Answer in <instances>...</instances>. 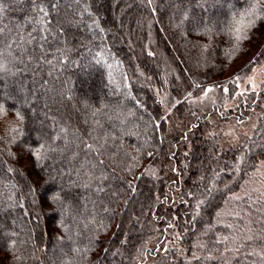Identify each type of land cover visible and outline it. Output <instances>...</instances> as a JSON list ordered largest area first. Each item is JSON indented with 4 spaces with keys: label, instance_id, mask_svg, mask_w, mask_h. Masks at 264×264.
Segmentation results:
<instances>
[{
    "label": "trees",
    "instance_id": "1",
    "mask_svg": "<svg viewBox=\"0 0 264 264\" xmlns=\"http://www.w3.org/2000/svg\"><path fill=\"white\" fill-rule=\"evenodd\" d=\"M0 3V25L21 28L25 39L39 27L27 23L35 15L30 0ZM115 3L62 0L49 7L47 31L32 34L48 36L51 63L37 66L26 56L16 75L0 79L7 110L5 125L0 118V264H264L258 220L264 202L236 198L264 160V112L240 143L215 133L222 122H247L264 101V85L237 97L229 111L217 105L198 113L185 102L220 86L244 56L247 68L264 61V18L246 19L254 23L237 40L235 22L247 0H156L154 11L141 0L147 16L155 15L156 49L174 53L180 71L169 98L170 105L179 103L168 113L155 91L157 58L145 53L141 36L136 44L144 68L133 62L118 40ZM135 4L125 12L129 24L138 14L130 12ZM61 10L81 20L71 22ZM34 49L40 55L35 41L28 45ZM81 59L93 61L88 72L81 71ZM38 142L54 150L36 163L29 150ZM53 189L62 208L49 202ZM245 211L253 215L254 234L238 239Z\"/></svg>",
    "mask_w": 264,
    "mask_h": 264
},
{
    "label": "rangeland",
    "instance_id": "2",
    "mask_svg": "<svg viewBox=\"0 0 264 264\" xmlns=\"http://www.w3.org/2000/svg\"><path fill=\"white\" fill-rule=\"evenodd\" d=\"M115 8L111 9V13L114 15V26L118 31V40L120 43L126 45L130 49V56L133 62L136 64H140L143 68L144 65L141 61V54L136 44V41L140 37L143 36L144 41V50L146 54L155 56L157 58L156 61L152 62L154 65L156 73L155 75L161 78V83L159 88L155 91L158 93V97L162 102V105L166 112H170V110L179 103L178 100L173 101V104L170 105L169 98L175 97L176 92L173 90V82L180 81L179 79V68L175 64H173L174 53H169L168 51L157 50L155 47V31H153V22L155 21V15L147 16L144 9L140 6L139 2L141 0H131L130 2H120V0H114ZM134 2L139 5V7L135 6L131 9V14L137 8L138 14L134 17L130 24L128 23V17L125 16V12L127 13L128 8H130V4H134ZM156 0H151L150 9L154 11ZM60 9V8H59ZM61 13L69 19L71 22H78L81 20V16L77 14H72L70 11H62ZM129 14V13H128ZM75 24V23H74ZM169 31V29H168ZM167 31V32H168ZM167 36L169 37L168 33ZM158 39V36H157ZM262 42V41H261ZM260 42V43H261ZM260 44L253 49L250 48L251 56H256ZM161 53L162 58L158 57V54ZM155 60V59H154ZM250 60L249 55L244 56L240 60H238L230 71L226 74L225 82L221 83L220 86L212 85L208 87L205 92L200 94H192L186 95L185 102L188 104L190 109L198 110V113L201 111H209L212 107L220 105L223 110L229 111L233 109L236 103L237 97L247 98L251 93H257L260 91L264 85V61L260 64L251 67L250 71H245L247 69L246 65ZM153 61V60H152ZM93 64L92 60H83L81 59V71L88 72L89 68ZM142 68V69H143ZM178 72V73H177ZM239 75V79L237 76ZM173 79V82H172ZM141 84V82H140ZM234 89L232 88V86ZM226 89V90H225ZM175 99V98H174ZM258 107V108H257ZM256 112L253 114H249L250 118L247 122L241 123L238 125L236 121H227L219 124V127L215 129V133L221 137H224L228 142L237 144L241 141H244L247 137L251 136L252 130L257 123V119L264 112V101L263 103H259V106H256ZM5 118L1 120V124L5 125L7 121H4ZM214 131H212L213 133ZM264 161V160H263ZM259 171L255 170L254 174H252V178L246 182L245 187L242 191L237 194L236 198L240 199L244 196L251 197L252 195L257 199V201L264 202V164H259ZM158 170L149 171V175L156 176ZM252 196V197H253ZM251 208V207H249ZM245 216H242V220L246 222H241L237 228V236L238 239H243L244 236L247 237L249 233L254 234L251 226H254L252 223V214L249 216L248 212L245 211ZM261 218L258 219L262 225V229H260L259 236H264V213L261 214ZM254 221V219H253ZM258 233V232H257ZM258 235V234H257ZM237 239V238H236Z\"/></svg>",
    "mask_w": 264,
    "mask_h": 264
},
{
    "label": "snow or ice",
    "instance_id": "3",
    "mask_svg": "<svg viewBox=\"0 0 264 264\" xmlns=\"http://www.w3.org/2000/svg\"><path fill=\"white\" fill-rule=\"evenodd\" d=\"M20 2L23 3V0H20ZM73 2L76 5L81 4V0H73ZM148 2L151 3V0H148ZM30 3L32 8L35 10V15L32 17V20L27 21V23H32L34 21L37 25H39V27H33L32 31L28 34V38L25 39L22 37L21 28L9 30L5 26L0 25V79H2L5 74L16 75V72L13 71V69L17 64L25 63L26 56H31L33 59H35L38 62L37 66L41 61L51 63V61L45 60V57L48 55V53L44 51V44L48 42V36L40 35L37 37L32 33L38 31L43 33L47 31L46 25L51 23L50 20H47V17L49 16V7L52 9H57L61 5L62 0H46V2L45 0H39V2L38 0H30ZM247 3L248 8L244 13L241 14L240 19L235 22L234 30L237 40L241 39V29L244 27L250 28L252 23H254V20H252L251 22L245 24L246 19L253 17L256 19L264 18V15H262V11H264V0H247ZM4 11V5L0 3V20L3 18ZM83 11L89 16H92V13L89 11L87 6L84 7ZM93 23L97 28H99V23L97 21L94 20ZM91 26L92 25H89V27ZM100 30L103 31V29ZM13 32L16 34L13 35ZM61 35H63V32H61ZM34 41L36 42L37 47L40 49V55L38 56L35 55V49L33 52L28 51V45H31ZM31 62L32 60L28 61V63ZM254 65L255 61H253L245 71H250L251 67ZM237 79H239V75L237 76ZM6 114L7 110L5 109V106L0 103V118H3L6 116ZM15 115L18 120L21 122L23 121L24 117L18 110L16 111ZM11 131L20 133V130L16 128H12ZM58 138V136L51 137V139ZM88 147L91 148L92 146L88 145ZM53 150L54 149L50 144L38 142L34 148L29 150V154L33 157V160L36 163H39L40 160L47 158L49 152ZM259 164H264V161H260ZM254 167H256V170L259 171L258 165H254ZM49 202L54 206L59 205L61 208L63 207L61 204V195L55 189H53L52 193H50ZM201 203H203V201H201ZM20 207H23V205L21 204ZM262 259H264V257H262Z\"/></svg>",
    "mask_w": 264,
    "mask_h": 264
}]
</instances>
